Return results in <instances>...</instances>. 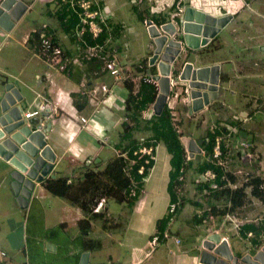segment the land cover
<instances>
[{"label":"rangeland","instance_id":"obj_1","mask_svg":"<svg viewBox=\"0 0 264 264\" xmlns=\"http://www.w3.org/2000/svg\"><path fill=\"white\" fill-rule=\"evenodd\" d=\"M147 1L142 0L140 4H142V2L143 4L139 7V4L137 5L135 0L134 6H138L141 12L144 13V10L146 9L144 6L147 7V3L152 5L155 3L154 0ZM170 1L171 0H162L160 3L159 0V3L157 4L160 7H163L162 10L165 15L167 14V17L165 16L167 19L171 8L166 5V3L169 4ZM247 2L264 15V0H247ZM245 3L246 0H189L190 5L195 6L206 13L214 15L225 14L226 12L233 13L236 11L237 13L235 14L233 21L224 27L211 42L198 49L189 48L188 54L186 53L178 58V62L173 68L175 77L178 74L180 65L184 62H191L195 67L219 63L222 79L224 81L223 89L229 90L234 87L238 91L237 97L242 98L241 100L252 99V97L264 98V71L262 68L264 65V52L260 49H253L256 52L254 60L257 61L261 59L259 60L261 65L259 67L258 65L255 67L252 66L253 71H251L249 75L239 74L238 69L243 70L249 66L251 67L250 63L254 62V60L250 59L246 61L241 52L238 53L239 56L234 55V53L240 50L241 46H243L241 48H253L259 43V41L263 40L261 38H251V42L246 39V36L242 35V28L245 26V29L248 30V24L251 25L250 27L255 26L264 29V17L252 15L251 12L244 7ZM128 4L131 5L129 2ZM112 7L115 9V13H117L120 18H123V21L127 22L129 26L135 28V31L128 30L127 32L129 34L122 32L121 41L123 42L122 46L125 43L123 51L126 54L125 60L135 63L139 57L146 58L150 54H153L156 49L155 40L149 34L148 29L137 21V18L134 13H132L130 7L127 4L123 7H116L114 5H112ZM260 8L262 10H260ZM150 12L149 14L144 13V17L149 19V16L151 15ZM46 18L47 17L45 16L43 17V19ZM35 20L42 21V18L36 17ZM31 24L34 25L33 23ZM157 27L160 29L161 33H165L162 29V25L158 22ZM14 30L16 31L14 32ZM14 30L12 31L13 33L11 32L12 35L10 41L7 40L5 35H0V40L3 39L7 42L2 45L4 50L0 52V86H2V82H6L7 80L8 82L14 83L23 95V108L24 104H31L27 106L26 109L28 110L35 106L38 101L36 94L38 92H43V87L41 85H36V81L32 77V74L38 71H48L49 73H53L58 70L51 68L47 69L46 64L43 63L41 58L38 55L33 54V52L22 43L24 37H22V40L16 37L17 35L20 36L21 34H24L25 31H27V26H25V28L18 27ZM182 31L181 28L180 36L183 37ZM248 31H253V28ZM61 42L65 43L62 40ZM230 49H232V51ZM245 50L250 49H243V51ZM107 57H109V54H107ZM124 67L126 66L124 65ZM122 70L123 72H126L125 69ZM133 72H135L134 67L129 65V71H127L125 75L128 73L133 74ZM129 76L131 77L132 75ZM60 77L66 79L63 77L62 73H60ZM112 78L113 76L108 71L94 77L93 81L96 82L97 86H100L101 82H104L111 87L112 90L108 94L109 99L107 102L105 104L100 102L99 104L100 111H103L104 118L100 119L96 116L93 117L92 114H90L86 117L88 123L85 125H88L89 128L91 122L94 120H98L100 123L97 122V124L99 125L105 124L109 134V142L107 141L108 144H104V148L98 151L96 147L99 146V142H96L97 139L94 136L89 133L81 135L78 138V142L72 144L75 152L73 158H71L70 153H66L63 158L56 162V166L53 168L56 173L70 174L72 180L81 178L87 167L93 169L104 168L107 160L113 156L114 147H112V144L114 145L118 142L123 130L121 124L123 121L122 111L124 101L127 97V90L124 88L122 81L116 82L113 80L114 78ZM185 83L187 84V81ZM236 85H238V87H235ZM183 89L184 88L179 87L177 90L181 92ZM155 102L156 100L153 104ZM177 104H179L180 107L179 110H177V120L174 121V123L183 136L185 134L192 135L196 141H198L200 136V129L197 128V122L201 118H203V120L205 119L204 126L200 130V132H203L206 126L210 124V120L213 119V117H217L213 110L217 111L221 109L220 106H212L208 111L196 112L188 120L185 111H182L184 106H182L181 101H178ZM96 113L100 116L99 111ZM262 113L263 110L260 111L258 119L264 117ZM142 116L144 119L149 118L147 114H143ZM77 117L79 120V116ZM55 125L56 124L53 126ZM63 131L68 137L70 134L69 128H64ZM98 135L99 134H96V136ZM99 138L105 142L106 137L99 136ZM58 139L63 145L64 143L66 145L67 139H65V141L59 137ZM247 141L250 142L249 140ZM255 141L259 150L264 153V141H261L260 137H256ZM47 142L51 144L52 140L48 139ZM106 146L109 148H105ZM76 148H78L79 152L76 151ZM163 148L161 149L160 147V151L157 153L158 158L156 169L152 171V177L145 184L143 194L139 197V202H141L142 196L146 198L144 203L147 207L151 199L155 209L153 211L154 217H161L165 212L167 214V208L169 205L168 192H166L165 189V181L167 182L168 180L167 172L169 170V165L167 164V158L165 155L166 150H163ZM97 151L99 162L96 164L93 163V157L96 155ZM197 157L198 156L195 158ZM71 159L77 161L75 163H70L69 161H71ZM202 159L203 157H201L198 162H201ZM259 161L260 160H255L254 166H244L246 168L244 169V173L247 172L248 169L261 173L264 176V155L262 156V162ZM232 168V165L228 164L225 169L232 172L234 170ZM160 169L161 171L159 173ZM160 174H162V176H160ZM10 175L11 173L9 174V177ZM192 175H194L193 172H191V170L188 171L187 168L183 183L180 186V193L184 199L187 198L186 196L191 197L193 195L190 196L189 192L185 190L187 184L194 185V180L191 178ZM146 191H148V193H146ZM33 192L34 194L30 197L28 205L21 207L16 200V195L9 180H1L0 178V264H79L81 256L85 253V251H83V241L85 239H97L101 241L100 248L88 251V262L90 261L92 263L95 261L101 262L102 264H109V255H111L114 260L118 259V264H130V258H128V255L132 251L130 250L128 243H131L130 241L135 236L132 228L121 231V228L123 226L125 227L127 221H130L133 218L129 213L131 208L125 203H117L113 199H107L104 212L106 213V216L109 217V228H103L101 226L102 222L99 219H95L91 221L92 227L90 232L87 234H81L80 228L77 225V219L83 217V213L78 207L71 205L68 200L64 198L51 195L44 187H36ZM196 196H198V193H196L195 197ZM198 198H200V196H198ZM206 199L202 197L199 202L203 203ZM189 206V204H185V206L176 213L177 216L176 214L173 216L171 220L172 231H177L178 228L185 225L188 217L190 218L191 213L188 209ZM249 208L250 209L243 211V213H245L244 215L248 216L254 209L252 205ZM189 221L193 223L191 219H189ZM261 221L263 222V220ZM258 222L259 221H254L253 219L244 223L258 225ZM208 225L211 226V224ZM227 227L231 226L227 225ZM201 228L202 227L200 226L191 225V231L188 230V232L182 233V245L178 246L180 249H183L182 254L186 251V254L189 255L192 253L191 251L195 246L196 248L194 252H198L199 239L194 235V231H199ZM199 233L202 234L203 229H201ZM228 234L230 245L233 246L235 252H239V255L246 252L249 254L253 253V249H249L250 246L246 241L235 237L232 231L228 232ZM148 239L149 237L147 235L144 236L141 238V241L137 246H145L146 248L148 245L150 247ZM169 240L170 239L159 242V244L153 249L155 253L147 262L151 261L152 264H175L181 254L175 245L170 243ZM49 242L52 245L57 244L55 251L47 249V244ZM131 245L134 246V244Z\"/></svg>","mask_w":264,"mask_h":264},{"label":"crops","instance_id":"obj_2","mask_svg":"<svg viewBox=\"0 0 264 264\" xmlns=\"http://www.w3.org/2000/svg\"><path fill=\"white\" fill-rule=\"evenodd\" d=\"M20 1H22L23 3H25L27 5L26 11L22 15V17L19 19V21L15 22V26L9 32H7L5 34L3 32H0V35H5V37H7V40L10 41L11 35L13 33L12 31L15 28L16 29L18 27L19 28H21V27L25 28V26H27V31H25V33L21 34L20 36L17 35L16 37L20 40H22V37H24L22 43L25 45V47H28V49H30V51H32L33 54L37 55V52H38L37 41L28 42L27 40H28L31 32H34L38 28L40 29V28L44 27L45 28L44 32L46 31L49 34L48 35L49 37H53L55 40H57L59 46L64 51L66 57L74 58L77 55H80L83 53L82 52L83 48L81 47L80 38L78 36H76L75 40L71 39V37H69L68 34H66L61 29V27L58 25V22L56 20H54V18L49 16L56 9V4H57L56 2L58 0H20ZM62 1L64 2V0H62ZM149 1H151V0H149ZM154 1H155V3L153 2L154 5L147 3L148 6L147 7L144 6V8H146L144 10V13L150 12V10H151V12H153L154 14L162 15V16H160V18H164L165 16L167 17V14L165 15L164 11L162 10L163 7H160L159 5H157L159 3V0H154ZM97 2L99 4V6L101 8H103L104 11L108 14L109 23L114 24V25L119 24L120 32H123V33L125 32L126 34H129L127 32L128 30H134L135 31V28L133 26H129V24L127 22L122 20L123 18L119 17V15L117 13H115V9L112 7V5H114L116 7L117 6L123 7L124 5L127 4L130 7L132 13H134L136 18L138 17L137 16L138 13L142 14V16L144 17V13H141V10L138 8V6L141 7L143 2H142V4H139L138 6H134L135 9L137 10L136 13L131 8V5L135 4L133 0H128V1L127 0H97ZM101 2H102V4H101L102 6L100 5ZM128 2L131 5H129ZM161 2H162V0H160V3ZM246 2H247V0H246ZM171 3H172V0L170 1L169 4L166 3V5H168L170 7ZM142 8H143V6H142ZM148 8H149V10H148ZM195 8H197V7H195ZM253 9L257 12V14L251 13L252 15H256V16L258 15V16L264 17V15L261 12H259L257 9H255V8H253ZM260 10H262V9L260 8ZM209 14H211V13H209ZM212 15H214V14H212ZM221 15H224V14L222 13V14L214 15V16H221ZM44 16L47 18L43 19ZM36 17H38V18L41 17L42 21H36L35 20ZM137 21H139V20L137 19ZM165 21H162L161 23H164ZM31 23H33L34 25H32ZM250 26L251 25L249 24V28L247 27L248 30L253 28V31H248L247 29H245V26H244V28H242V35L246 36V39H248L249 41H251L250 40L251 38H261L263 40L259 41V43H257L256 46L253 48H251V47L241 48V47H243V46H241L240 50L238 52L234 53V55L239 56L238 53L241 52L242 56L245 57L244 59H246V61H248L250 59L254 60L255 55H256V52L253 50L254 48L260 49L262 51L261 48L264 46V29H262V28L260 29V28L255 27V26L254 27H250ZM76 28L77 27H75V29ZM15 31L16 30H14V32ZM75 32H76V30H75ZM247 34H250V35H247ZM61 40L64 41L65 43H62ZM5 43H7V42L4 41L3 39L0 40V52L4 50L2 45H4ZM122 43L123 42L121 41V39L116 42V47H117V45H119V46L117 49H116V47L113 49L114 51L112 52V54L108 58L111 60H115L117 67L119 69L128 70L129 65H131L133 63L125 60L126 54L123 52L124 47H125V43L123 44V46H122ZM114 46H115V44H114ZM243 49H250V50L243 51ZM230 50L232 51V49H230ZM230 50H229V52H230ZM150 56L151 55H149V57ZM143 58L144 57H139L134 64H137ZM259 60H261V59H259ZM259 60H257V61L254 60V62L250 63L251 67L249 66L243 70L238 69L239 74L249 75L251 73V71H253L252 66L255 67L258 65V67H259L261 65L260 64L261 62ZM0 61H1V59H0ZM213 64H216V63H213ZM217 64H219V63H217ZM124 65L126 67H124ZM97 66H98V63H97ZM97 66L96 67H93V65H89V66L86 65L85 66V65H83V62H82V63L77 64V65L69 64L67 66L68 68L70 67V69H71V71L69 70V72L68 71L67 72L66 71L58 72L59 70L54 71L53 73H49L48 71L47 72L38 71V72H34L32 74V77L36 81V85L37 86L41 85L43 87V92H38V91L37 92L40 95L46 97L51 102L57 101L58 105H59V114L54 119L45 121V125L48 122H54V124H56L55 126H53L54 124H52V126L49 130V133H47V135H46V144L49 145V147L52 149V151L56 155V161L54 163V167L56 166V162H58L61 158H63V156L66 153H70L71 158H73L75 152H74V147L72 144L77 143L78 138L83 134L89 133L97 139L96 142H99V146L96 147L98 149V151L100 149L104 148V146H105L104 144H108L107 141L109 142V134L107 131V126L105 124L99 125V124H97V122H99V121L94 120L93 122H91V126L88 128V125L83 126L77 117V116L87 117L90 114H92L93 117L96 116L100 119L104 118L103 117V111H100V105L99 104H100V102L105 104L107 102V100L109 99V96H108V94L100 92L99 87L102 84H104L106 86H108V85L104 82H101L100 86H97L96 82L93 81L94 77L99 76V75L103 74L104 72H106V71H103V64H99V66L98 67ZM262 68L264 71V65L262 66ZM47 69H50V68L47 67ZM51 69H55V68H51ZM95 72H97V73H95ZM23 73H24V71H23ZM60 73H62L63 77H65L66 79L61 78ZM7 82H8V80L5 83H7ZM9 83H12V82H9ZM0 84H1V82H0ZM223 84H224V81L222 79V74H220V90L217 93V98H214L212 100V102L217 103V105H219L221 107L220 110H217V112H214L215 115L217 116V118L220 119L221 125L222 126L228 125L233 117H235V118L237 117L238 119H240V118L245 116L248 118L246 123L241 124V127H242L241 129L235 130V128H234L235 133L233 135H231L229 138L224 137V140H225L224 145L226 147H228V145H229L228 143H230V146H232V147L230 150L228 149V151L234 152L236 150L235 149L236 145H238V149H239V143L240 142L249 140L250 141L249 143H251L253 146L252 147L253 152L256 153L254 160H260L259 162H262V156L264 155V153L259 150V148L256 145L257 143L255 140H256V137L257 138L260 137L261 141H264V117H262L261 119H258V115L260 114V111H262V110H263L262 114L264 116V98L252 97V99L241 100L242 98L237 97L238 91L234 87L229 89V90H225V89H223L224 88ZM14 86H15V84H14ZM3 87H4V84H2V86H0V98H1V92H2ZM15 87L19 90V88L17 86H15ZM235 87H238V85H236ZM93 88L98 90L96 92V97L98 100V105L96 107L91 106L87 101V93L90 92ZM109 88L112 90L111 87H109ZM83 92H85V94H82ZM73 93L86 96L85 105L83 106L82 109H77L75 107V105L73 103V99L71 97V94H73ZM23 102H24V99H22V101L18 102L17 104L21 107L22 110H24L23 112H26L27 106H29L31 104H24V108H23ZM98 106H99V108H98ZM208 110H209V107L207 109H205V111H208ZM97 111H99L100 116H99V114L96 113ZM27 121L33 123L36 126V120L31 119V120H27ZM95 124H96V126H95ZM67 127L70 130V134L68 137L66 136V134L63 131V129L67 128ZM34 128H36V127H33V129ZM42 129L44 130L45 127ZM96 134H99V135L96 136ZM225 134L227 135L228 132L226 131ZM99 136L100 137H102V136L106 137L105 142L104 141L102 142V140L99 138ZM58 137L61 138L62 140L64 139L63 141H65V139H67L66 145H65V143L63 145L59 141ZM190 138L195 140L192 135L190 136ZM48 139L52 140L51 144L49 142H47ZM108 146H106L105 148H109ZM162 148H163V146H161V149ZM164 149L165 148H163V150ZM76 151L79 152L78 148H76ZM98 151H97L96 155L93 157V159H94L93 163H96V164L99 162V159L97 158L98 157ZM226 154H225V156H226ZM165 155H166L167 164L169 165V170H170V164H169L170 155L167 152L165 153ZM77 156H79V155H77ZM195 156H197V155H195ZM194 157L189 162V165L187 167L188 171L191 170V172H193V174H194L191 176V178H193L192 180H194V182H193L194 185L187 184L186 188H185V190L189 192L190 196L193 194L191 197L186 196L187 197L186 198V204L190 205L188 209H189V212L191 213V216H190V218L188 217L187 221L185 222V225H182L181 228H178L177 231H172L171 225L169 228L170 233H171V236L168 238V239H170L169 242L174 244L175 247L177 248V250L181 254L180 258L175 262V264H182V263L183 264H199L200 263V261H199L200 253H201V251L205 250L203 247V240H205V238L209 234L214 233L216 228H218V234L219 235L226 236L228 238V247H229V250L233 256H236L239 260L241 258H244L245 256H248V255L254 256L260 250V248L264 245V241H261V239H260V236H262V235L264 236V198L263 199H257V198L250 196V191H249L250 188L247 187L245 189L246 194H247V203L245 205H243L241 208H237L235 210L236 217L232 218V220H231L232 222L227 221L226 223L225 222L223 223L222 218H220V219L214 218V220L204 218L202 221L199 222V224H195L194 223V220H195L194 216L202 214L203 211L205 210V208L208 207L207 206L208 202L206 199L207 193L205 192V190H203L205 188V183L201 182V186H203L201 189L202 190L201 193L197 190V185L200 184V181H198L199 180L198 176L200 173H198L199 162L196 160H193V159H195ZM157 158H158V156H157ZM203 158H205V157H203ZM96 159H97V161H96ZM76 161L77 160L71 159V161H69V162L75 163ZM233 162L234 163L231 164L233 167L232 169H234L232 172H235L236 175L239 174V176H236L237 177V183H233V184H235L236 187L242 186V184L245 183V182H243L244 177H245L244 176V169H246L244 166H246V167H251V166H248L244 163L236 161L235 158H234ZM156 165H157V159H156L154 166L152 167L151 171L149 172L148 178H146V180H145V184L149 181V179H151L152 171L156 169ZM96 169H100V168H96ZM13 170H14L13 166L11 164H9L7 161H5L2 157H0V178H1V180H9V183H12V178H11V175L9 177V174ZM169 170H168L167 174L169 173ZM160 171H161V169L159 170V173H160ZM247 171H248V173L254 174V175L259 176V177H263V174H261V173L255 172L253 170H248V169H247ZM57 174H59V175H57ZM160 176H162V174H160ZM54 177L55 178L56 177H67V178L72 179L70 174L66 175L64 173H58V172L56 173L55 171H54ZM167 182H168V180H167ZM167 182L165 181V189L167 186ZM34 183H35V185H34L33 190L36 187H41V188L43 187V182H41V181H39V182L34 181ZM144 188H145V185H144ZM205 189H207V188H205ZM33 190L31 193V197L34 194ZM166 192H167V190H166ZM146 193H148V191H146ZM146 193H145V195H146ZM196 193H198V196H200V198H198V196L195 197ZM142 194H143V192H142ZM202 197H204L206 199V201H203V203H200L199 200H201ZM168 198H169V195H168ZM145 200H146V198H144V196H142L141 202H139V200H138V202L135 203V205L133 207H130L131 210H129L130 211L129 213L132 215L133 218H132V220L127 221V223L125 222L126 223L125 227L123 226L122 227L123 229L121 228V231H125L127 229L129 230L130 228H132L133 232H134L135 237L130 241L131 243H128L130 250L132 251L128 255V258H130V264H152L151 261L150 262H147V261H149V259H151V257L155 253V251L152 250L151 253L147 255V252L149 251L150 247L148 245L146 248H145V246L140 247V246H137V244H139V242L141 241V238H143L146 235L149 237L148 240H150V238L153 235H155L156 231H157L156 221L162 217H165V215H166V212H165L164 215L161 217H154L153 211L155 209L153 207V203H152L151 199L148 203V207L144 203ZM193 202H196L198 206H196V204H194ZM202 204H204V205L201 206ZM251 205L254 207V209L248 215L251 217H248L247 215H244L245 213H243V211L250 209L249 207ZM104 206H106V204H104ZM176 216H177V214H176ZM82 218H84V214H83V217L78 218L77 221L82 219ZM189 219H191V221H193V223H191L189 221ZM253 219H254V221H259L258 225H254L255 228H257L259 230V233H257V235L255 234L254 231H249V230L243 231V229H242L243 225L245 224L244 222H246L248 220H253ZM261 220H263V222ZM129 223H131L132 226ZM168 223H169V219L166 223V226H164V227L167 228ZM208 224H211V226H209ZM191 225L200 226V227H202L201 229H203L202 234L199 233V231L201 229L199 231H194L195 232L194 235L199 239L198 252H194V250L196 248V246H195L194 249L191 251L192 253H190L189 255L186 254V251L182 254L183 249H180L178 247L179 245H182V233H186V232H188V230L191 231V229H190ZM227 225H230L231 227H227ZM239 226H240V228H239ZM196 228H198V227H196ZM230 231H232L233 235L235 237H237L238 239L246 241L247 244L250 246L249 249H253V253L249 254L246 252L242 255H239V252H237V251L235 252L233 246L230 245V238H229V234H228V232H230ZM248 232H252L253 236L248 237L247 236ZM158 235H160V234H158ZM175 238H179L180 242L178 244H176L174 242ZM165 240L167 241V239H165ZM162 241H164V239L159 240V242H162ZM256 241H257V243H255ZM159 242H158V244H159ZM48 244H50V242ZM131 244H134V246H132ZM50 245H52V244H50ZM52 246H53V249H51V250L55 251L57 244H54ZM83 251H84V249H83ZM85 252H88V251L85 250ZM209 252L213 254V252H211V251H209ZM215 256L217 258H221L218 255H215ZM222 259H224V258H222ZM89 262H88V264H89ZM228 263L232 264L231 262H228ZM5 264H12V263H5ZM29 264H31V263H29ZM37 264H39V263H37ZM90 264H102V263L94 261L92 263L90 262ZM109 264H118V259L114 260L111 257V255H109Z\"/></svg>","mask_w":264,"mask_h":264},{"label":"trees","instance_id":"obj_3","mask_svg":"<svg viewBox=\"0 0 264 264\" xmlns=\"http://www.w3.org/2000/svg\"><path fill=\"white\" fill-rule=\"evenodd\" d=\"M69 1L70 0H64L63 2L62 0H58L56 2V9L49 16L58 22L61 29L68 34L71 39L75 40L77 36L75 27H78L79 25V16L70 6ZM101 4L102 2L100 5ZM131 8L135 13L137 12L134 5H131ZM147 13L149 14V12ZM137 16V19L142 24L144 17L140 13H138ZM150 16L155 22H159L160 24L162 21L166 20L165 17L160 18V16L156 14H151ZM45 34L47 36L49 35L46 31ZM38 35V31L31 32L27 41H37L38 43ZM121 36L122 32H120L119 24H111L109 23V20L108 29H105L102 34H100L99 38H93L88 32H86L82 37H80L81 47L83 48L82 54H85L84 51H86L88 47H94L97 44L101 46V48L96 51L97 55L92 56L89 59H83V65H93V67H96L97 63L98 66L99 64H104V61L109 59L107 54H109V56L112 54L114 51L113 49L116 47V42L121 39ZM50 38L52 42L59 45L57 40L53 37ZM118 46L119 45H117L116 49ZM188 49L189 48H187V54ZM148 57L149 56L141 59L137 64H131L134 67L135 72H133V74L128 73V76H132H124L122 81L124 88L127 90V97L124 101L122 111L123 121L121 124L123 130L118 142L114 145L112 144V147H114V154L107 160L104 168L93 169L91 167H87L81 178L73 180L67 177H54L44 178V180L41 181L43 182V187L51 195L68 200L71 205L78 207L83 212L84 218L77 221L81 234H87L90 232L91 221L95 219H99L102 222L101 226L103 228H109V217H107L104 212L105 206H103L98 212H95L94 210L101 199H105V204L107 199H113L117 203H125L129 208L133 207L135 203L138 202L144 189V179L148 176L150 169L155 163L151 160L148 164L144 165L145 169L143 174L138 173V169L142 164V161L136 159V156L133 155V151L142 144L149 145L151 143L159 142L165 148L166 152L170 155V170L166 186L169 201H176L179 198L180 203L176 213L179 212L186 204V199L181 196L182 194L180 192H176L175 189L176 185L181 186L183 183L177 181L180 175V168L184 166L187 170L189 165V163L187 166L184 165V146L180 139L182 134L172 120V116L166 105L163 106L161 113L158 115L153 113L148 119H144L142 116L143 111L153 104L157 98V91L154 85L143 80L144 75L154 76L157 74L156 67L148 65ZM184 63L180 65L179 71ZM69 70L71 71L70 67H67L63 70V72H69ZM127 71L128 70H126V72ZM126 72H123L122 70L123 74ZM2 83L5 84V81ZM71 97L75 107L77 109H82L85 105L86 96L73 93L71 94ZM212 106L217 107L219 105L212 103L209 108ZM182 111H185L188 120L195 114L193 113L190 116L186 112V108H182ZM213 111L217 112L216 110ZM204 121L205 119L203 120V118H201L197 122L198 129L201 130L204 126ZM220 122V119L213 117V119L210 120V124L206 126L203 132H200L199 130L200 136L197 142L199 146L205 150V158H203L198 164V173L206 170H212L216 174V181L222 186L226 181L224 178L233 183H237V177L231 171L223 170L222 164L220 165L218 163L219 159H222L221 161H226V159H228L231 164L234 163V158L238 161L236 155L232 151H228V149L230 150L232 147L230 146V143H228V147L224 145L225 140L223 137L229 138L235 133L234 128L235 130L241 129V124L246 123L247 121L242 122L237 117H233L230 123L226 126H222ZM226 131L228 132L227 135L225 134ZM185 136L191 135L185 134ZM216 136L222 137L220 142L222 154L219 157L214 158L212 148ZM249 144L251 150H253L252 144ZM197 156V158H195L196 156L194 158L199 161L202 156ZM262 181L263 180L259 177H254L251 181L243 183L242 186H237L235 188L223 187L218 191H209L208 184L205 183V188H207L208 191V207L206 206L207 208H205L202 214L194 216V223L199 224L200 221L204 218H208L209 215H212L216 219H220L225 214L232 213L237 208H241L247 203V194L245 189L248 186H252L250 196L257 199H263V191L258 190V186L262 183ZM133 182H135V185H133ZM202 187L201 183L197 185V190L200 193L202 192ZM132 189H134V194H131ZM193 203L198 206L196 202ZM168 219L169 215L166 214L165 217L156 221L157 231L155 235H161L166 228L164 226H166ZM242 229L243 231H254L256 235L259 233V230L252 224H245ZM255 243H257V241ZM83 247L84 251H92L101 247V241L97 239H85L83 241Z\"/></svg>","mask_w":264,"mask_h":264},{"label":"water","instance_id":"obj_4","mask_svg":"<svg viewBox=\"0 0 264 264\" xmlns=\"http://www.w3.org/2000/svg\"><path fill=\"white\" fill-rule=\"evenodd\" d=\"M26 9L27 5L20 0H0V32H9ZM183 18V40L186 47L191 49H198L211 42L232 21L230 15L214 16L191 6L186 8ZM147 29L156 43L155 52L149 57L148 64L156 66L158 70V74L153 76L160 86L153 106L154 114L158 115L169 92L167 76L170 63L175 56H179V43L169 41L162 51L165 35H161L156 26ZM162 29L165 33H171L169 24H163ZM261 49L264 51V46ZM178 79L188 82L192 99L190 112L196 113L217 98L220 90V65L195 67L193 63L185 62ZM22 99V94L13 83L4 84L0 98V157L14 168L11 172V186L19 205L25 207L29 203L34 181L54 178L56 155L46 144V135L54 122H48L43 130L27 121L17 104ZM182 143L192 154L199 153V146L192 138L185 137ZM203 247L205 250L200 253L199 264H264V245L254 256L248 255L239 260L231 254L226 242H220V236L215 232L203 240ZM47 249L51 250L53 246L47 244ZM88 259L89 253L85 252L79 264H87Z\"/></svg>","mask_w":264,"mask_h":264},{"label":"built area","instance_id":"obj_5","mask_svg":"<svg viewBox=\"0 0 264 264\" xmlns=\"http://www.w3.org/2000/svg\"><path fill=\"white\" fill-rule=\"evenodd\" d=\"M135 2V0H133ZM142 0H136L137 5L141 3ZM70 6L74 9L75 13L79 16V25L77 28V35L78 36H83L86 32H88L93 38H99L100 34L106 29H108V20L109 16L108 14L104 11L103 8H101L97 2V0H70L69 1ZM188 6H191L194 9V6L189 4V0H172V3L170 5L171 11L168 15V22L165 24H169L171 27V33H161L160 29H158L161 33V35H165L166 39L163 44L162 51L164 48L168 45L169 41L177 42L179 43V52L178 55H185L187 53V47L184 43L183 37L180 36L181 34V28L183 30V22H184V14L186 11V8ZM247 10H249L253 14H257V12L252 8L249 2L245 3V6ZM199 10V9H197ZM204 12V11H203ZM228 13V14H227ZM224 15H230L231 20L233 21L236 12L230 13L227 12ZM262 17V16H259ZM231 21V22H232ZM230 22V23H231ZM143 24L148 27V26H156L155 21L153 19H144ZM157 27V26H156ZM158 28V27H157ZM36 31V30H35ZM38 31V54L43 60L44 64L48 68H55L59 71H63L69 64L71 65H77L82 63L83 59H89L92 56L97 55L96 51L101 48L98 44L94 47H88L86 49L85 54H80L77 55L74 58H68L65 56L62 48L52 42L51 38L48 37L45 32H44V27L40 28ZM183 32V31H182ZM184 35V34H183ZM180 36V37H179ZM178 56L174 57V60L170 63V70L168 74V80H169V92L168 95L165 99L164 105L167 106V108L170 111V114L172 116V120L176 121L177 120V109L179 110L178 106L180 107L179 104H177L178 101H181L183 108H186V112L191 116L193 113L190 112L191 109V103L192 99L190 96V87L185 83L186 81H182L178 79V75H174L173 68L175 63L177 62ZM103 69L105 71H108L114 78L116 82L123 81L124 75L121 73V70L117 68L116 63L114 60H105L103 64ZM180 72V71H179ZM97 73V72H95ZM127 77V76H125ZM143 80L145 82L151 83L154 85L156 91H157V96L160 92V86L158 81L153 79V76L151 75H144ZM184 88L181 92H179L177 89L178 88ZM98 90L93 88L90 92L87 93V101L91 106H97L98 105V100L96 97V92ZM99 91L105 94H109L111 92V89L102 84L99 87ZM82 94H85L83 92ZM38 97V101L36 102L35 106L29 108L28 111L23 112V117L26 120H31L34 119L36 120V127L38 128H44L45 126V121L46 120H52L54 119L58 114H59V105L57 101L51 102L48 100L46 97L40 95L39 93L36 94ZM157 99V98H156ZM213 102H209L207 105H204L203 108L199 111H205ZM155 104V103H154ZM154 104H151L146 110L143 111V114H147L148 117L150 118L152 114L154 113L153 106ZM148 112V113H147ZM44 113V114H43ZM79 121L83 126H85L88 123V119L85 116H80ZM242 122H246L248 120L247 117H242L240 118ZM177 127V126H176ZM185 138L183 135L180 137L181 142ZM224 138V137H223ZM221 136H216L214 139V145L212 148L213 152V157H219L222 154L221 150ZM103 142V141H102ZM183 144V143H182ZM162 145L159 142L156 143H151L149 145H140L135 150L133 151V155L136 156V159L139 161H142V164L140 165L138 169L139 174H143L144 172V165L148 164L151 160L156 161L157 159V153ZM184 146V145H183ZM199 146V145H198ZM235 151L233 152L236 155V158L238 161L241 163H244L248 166H254V157L256 156V153L251 150L250 144L247 141H243L239 143V149L238 145L235 147ZM199 153L197 154H192L187 146H184V165L187 166L188 163L192 160V158L195 155H202L204 157L205 155V150H203L199 146ZM125 156V154H124ZM229 156V155H228ZM222 159H219L218 163L223 166V170H226V166L228 164H231L230 160L226 159V161H221ZM152 169V168H151ZM150 169V171H151ZM186 171V168L182 166L180 168V175L177 179L179 182H183L184 180V173ZM241 172V171H240ZM235 174V172H232ZM238 174V173H237ZM149 175V174H148ZM236 175V174H235ZM238 176V175H236ZM244 180L243 182H248L251 181L254 177H259L254 174L245 172L244 173ZM148 178V176L146 177ZM146 178L144 180H146ZM262 179V183L258 186V190H262L264 193V176L259 177ZM198 181L203 182L208 184V189L210 190H220L223 187H230V188H235L236 185L233 184V182L227 180L224 178L225 184L220 185L216 181V174L212 170H206L203 171L199 174L198 176ZM145 182V181H144ZM133 185H135V182H133ZM253 185V184H252ZM254 186V185H253ZM250 188L249 191H251L252 186H248ZM176 192H180V186L175 187ZM205 192L207 193V189H204ZM143 192V191H142ZM131 194H134V189L131 190ZM180 200L179 198L176 201H169V205L167 208V213L169 214V223L167 225V228L161 233V235H153L149 241V245L151 249L147 252V255L151 253V251L158 245V242L160 239H168L171 236L170 233V225H171V219L172 217L176 214V210L179 206ZM105 204V199H101L99 203L97 204L96 208L94 209L95 212H98ZM236 214L235 211L232 213H227L222 217V222L226 223L227 221L232 222V218H235ZM208 219L214 220V217L212 215H209ZM221 222V223H222ZM243 224V223H242ZM240 228V226H239ZM218 233V228L215 229L214 233ZM212 234V233H211ZM220 236V242H226L228 245V238L226 236ZM248 237H252L253 234L252 232L247 233ZM261 241H264V236H260ZM174 242L178 244L180 242L179 238H175ZM262 248V247H261ZM260 248V250H261ZM259 250V251H260ZM3 254V253H2Z\"/></svg>","mask_w":264,"mask_h":264},{"label":"clouds","instance_id":"obj_6","mask_svg":"<svg viewBox=\"0 0 264 264\" xmlns=\"http://www.w3.org/2000/svg\"><path fill=\"white\" fill-rule=\"evenodd\" d=\"M170 8H171V7H170ZM151 14H154V13L151 12ZM149 17H150L151 19H153L151 16H149ZM150 18H149V19H150ZM144 19H147V18L144 17L143 20H144ZM165 19H166V21H165L164 23H161V24H160L159 22H158V23H159L160 25H163V24L167 23V22H168V19H167V18H165ZM153 20H154V19H153ZM142 25H143L145 28H148V27H149V26L146 27V26L143 24V21H142ZM155 25L157 26V22H155ZM77 28H78V27H77ZM77 28H76V31H77ZM158 29H159V28H158ZM37 30H39V28L36 29V31H37ZM220 32H221V31H220ZM76 35H77V32H76ZM77 36H78V35H77ZM78 37L80 38L81 36H78ZM37 50H38V47H37ZM63 52H64V51H63ZM37 55L39 56L38 52H37ZM150 55L152 56V54H150ZM151 56H150V57H151ZM180 56H182V55H179L178 58H179ZM148 58H149V57H148ZM178 58H177V62H178ZM108 60H111V59H108ZM148 60H149V59H148ZM114 61H115V60H114ZM177 62H176V63H177ZM115 63H116V62H115ZM176 63H175V64H176ZM216 64H217V63H216ZM148 65H149V64H148ZM116 66H117V64H116ZM140 67H141V65H140ZM155 67H156V66H155ZM182 67H183V66H182ZM117 68H118V67H117ZM181 69H182V68H181ZM120 70H121V69H120ZM156 70H157V68H156ZM103 71H105V70L103 69ZM128 71H129V69H128ZM180 72H181V70H180ZM180 72H178V74H177L178 76H179ZM121 73H122V70H121ZM157 74H158V70H157ZM157 74H155V75H157ZM220 74H221V69H220ZM123 75L129 77L128 75H125V74H123ZM155 75H154V76H155ZM202 112H203V111H202ZM184 137H189V138H190V136H185V135H184ZM196 142H197V141H196ZM197 144H198V143H197ZM198 145H199V144H198ZM150 239H151V238H150ZM149 241H150V240H149Z\"/></svg>","mask_w":264,"mask_h":264}]
</instances>
